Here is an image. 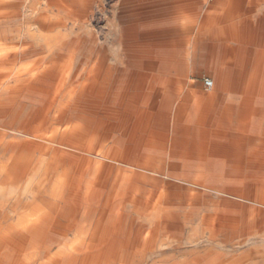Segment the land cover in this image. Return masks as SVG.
<instances>
[{
  "label": "bare ground",
  "instance_id": "obj_1",
  "mask_svg": "<svg viewBox=\"0 0 264 264\" xmlns=\"http://www.w3.org/2000/svg\"><path fill=\"white\" fill-rule=\"evenodd\" d=\"M120 4L108 18L107 10L97 12L90 0H0V264H144L147 249L168 237V222L177 220L166 207L192 201L181 199L182 190L197 199L212 191L222 195L220 212L202 218L210 241L229 242L240 229L248 237L264 236V162L247 175L254 182L248 186L217 184L245 171L231 169L221 177L199 175L188 188L164 180L165 167L153 166L156 161L115 135L121 117L145 114L132 101V62L123 84L119 73L120 48L131 53L135 41L134 27L118 21L124 15ZM97 14L101 18L95 21ZM205 30L215 33L210 22ZM232 31L240 38L242 29ZM182 52L175 46L155 54L149 68L159 89L168 86V74L182 70ZM237 64L233 69L223 63L219 81L223 91L244 98L245 118L235 128L242 136L250 117L264 115L262 57L237 53ZM141 79L145 85L148 76ZM120 88L129 97L125 108L116 103ZM168 108L160 106L159 112ZM197 110L196 105L190 115ZM149 185L153 197L165 188L152 212L150 201L136 196ZM245 196L263 207L253 208L259 215L231 217Z\"/></svg>",
  "mask_w": 264,
  "mask_h": 264
},
{
  "label": "crops",
  "instance_id": "obj_2",
  "mask_svg": "<svg viewBox=\"0 0 264 264\" xmlns=\"http://www.w3.org/2000/svg\"><path fill=\"white\" fill-rule=\"evenodd\" d=\"M205 4H206L205 9L204 8L202 9L199 0H153V1L152 0H142V1L122 0L121 1L119 13L121 14L124 13L125 16L122 15L118 20L120 24H122L123 21H126L127 23V24L125 23L126 26L131 25L134 28H145L147 29V33L149 32L151 33V31L154 33L156 30L159 31L161 29H168V31L170 30L168 35L143 34L140 37V39L138 38L136 41H134L133 47H135L139 51V54L142 56L141 57L142 61L135 62L134 60H131L132 69L130 70L132 71L135 81V87L131 92V94L134 95L135 97L133 98L132 101L137 102V108H138L137 111L141 109L140 111L144 112L145 114L143 116L140 115L141 117L139 115H135L127 119H123V117H121L120 121H116V124H118L117 122H119L118 125L120 127L118 126L115 129L116 131L115 135L121 138L124 142L126 141L127 143L125 142L126 144L124 145L127 146L130 145L129 146L130 150L135 151L137 148L141 149L142 147L152 148L151 146L159 147L156 141L158 137H155L156 132H154V130L158 126L157 124L160 125L159 127H164V129L166 130L167 127H165L164 124L168 123L167 118H165L167 117L166 111L160 113L159 108L160 106H164V105L167 107H171V103L167 102L165 97H161L159 95V92L169 89L171 87L183 86L185 84L183 81L184 72L189 67L190 61L197 62L200 60L201 62H204L206 60L207 62L214 65L216 68V75H217L216 84L218 85V87H220L219 80H220L221 71L224 69L222 67L223 63H226L227 66L235 69L238 67L237 53L239 54V56L242 55V53H245L250 58L253 57L255 58L256 54L259 53V55L262 57V64H263L259 68V74L261 75L262 81L264 82V0H214V1L205 0ZM123 18H126V20H123ZM205 19L207 21H205ZM158 20L159 22H157ZM153 22L154 24H152ZM209 22L211 23V28L214 29L215 33L213 34L212 33L210 34L208 33V31L205 30V27L206 25L209 24ZM236 26L242 29L240 38H236L233 35L232 29L236 28ZM184 29H188V30H184ZM235 41L238 42L236 43ZM202 43L203 44L205 43L204 44L205 48L207 47L206 55L202 50H198L199 46ZM231 45L233 46L232 53L227 52L229 49H232L230 48ZM175 46H181V49L183 51L182 58L184 60L185 65L183 66L180 73L177 74L175 72H171L170 74H168L167 78L168 80H170V82L168 86L162 90L158 88L159 86L157 84H155V80L153 79V77H155V73L152 71V68H149L150 67L149 65L153 60H155L156 57L155 54L157 53V51L161 49H172ZM228 59H231L232 62L229 63ZM124 65L125 66L122 67L121 69L119 68L121 72L120 77L122 80V84L127 79L124 78L125 75H127L125 71L126 69H129L127 62ZM143 76H148L147 83L145 85L142 84L141 77ZM175 80L180 82L179 85L173 83ZM198 88L199 89L196 88L194 90L201 91V87ZM214 88H215V83L213 82L212 89ZM122 89L124 88L119 89L120 92H118L116 103L119 104V102L121 101V104L125 108L129 103L128 102L129 97H127L124 94L123 92L124 90ZM206 89L208 88L206 87ZM212 89H208V90H212ZM220 90L223 91L222 89ZM154 92L155 93L157 92V94H154ZM233 94L235 97H233L234 99L232 98V102H224V101L220 103L218 102L216 104L217 106L215 105L216 99L214 96H210L209 98L206 99H199L198 103L196 104L198 106V110L195 116L196 115L204 116L205 114H207L208 110L217 107V114L220 117L219 119L220 122L224 124L225 123L234 124L235 128H237L240 122L242 121V119L245 118L244 115L246 113L245 112L246 106L243 103V99H244L243 96H239L235 93ZM188 96L190 97V95ZM178 116L181 117L187 116L188 121H186L187 123L184 124L183 126H177L175 128L176 136H179L181 140L176 142L174 146L176 148H181V149L192 148V150L175 151L174 153H172V155H176V156L222 155L228 158L232 157V160H227V161H230L231 164L233 165H245V164L249 165L251 163L261 165V162H264V149L260 150V152L258 151V153L257 151L255 152L252 151V149L249 146L248 140H246V138L243 136H239L235 134L232 136L231 139L232 148L228 147L225 149L216 148L212 150H206L204 148L205 145L202 144L201 142L202 140L201 135L205 133V130L201 126L202 120L191 121L189 117H191L192 115H190L189 112L183 115L178 114ZM260 117L261 119L264 120V115H261ZM140 120L142 121L140 122ZM182 122L183 121L178 120L179 124ZM130 138H132L133 141L132 143L128 144ZM163 139L166 140L169 138L166 135L165 137H163ZM191 139L197 140L198 142L191 144L188 142V140ZM239 140L242 142V145H236L237 144L236 142ZM252 155L262 156V158L251 160L250 156ZM211 162L217 163L213 160H211ZM233 169H244V168H233ZM165 170L167 169L165 168ZM245 171L247 170L245 169Z\"/></svg>",
  "mask_w": 264,
  "mask_h": 264
},
{
  "label": "rangeland",
  "instance_id": "obj_3",
  "mask_svg": "<svg viewBox=\"0 0 264 264\" xmlns=\"http://www.w3.org/2000/svg\"><path fill=\"white\" fill-rule=\"evenodd\" d=\"M121 1L122 0L120 1L90 0V3L97 10V12L99 7L104 8L107 10L106 14L108 18H110V16L111 18H113L112 16L113 13L115 12L114 7H116L118 2ZM199 1H200V6L202 8H205L206 7L205 0H199ZM97 4H99L100 6ZM100 18H101L100 15L97 14L94 20L97 21ZM123 20H126V18H123ZM125 23L126 21L122 22L123 27H126L127 23L126 24ZM134 31L136 33H134ZM157 31L158 30L155 31L156 34L153 33L152 31L150 34L151 35L169 34L168 29H161L158 31L159 33ZM132 33H133L132 35H134V40L136 41L138 38L140 39V37L143 34L147 33V29L134 28L132 30ZM123 35L124 37H126L125 34ZM230 48L232 49L226 51L232 53L233 46L231 45ZM120 49L121 50L119 51V53L117 51V53L119 54L118 57L121 59L122 62V63L120 62L119 63L120 65L118 66L120 69L124 67L125 66L124 64L128 61L131 60H134L135 62L142 61L141 59L142 56L139 54V51L135 47L131 49L132 50L131 53L130 51L127 50L128 48L126 47ZM199 50H202L206 55V48L203 43L199 46ZM228 62L231 63L232 60L228 59ZM119 73L121 72L119 71ZM127 77L125 75L124 78L126 79ZM183 79L185 83L183 86L171 87L169 89L164 90L163 92L162 91L159 92V95L161 97H165L166 101L171 103V107L165 110L167 114L166 118L168 120V123L164 124V126L167 127L166 130L167 129L168 130L166 131L164 127H159L160 125L157 124L158 126L155 128L154 132H156L155 137H158L156 141L159 147H155V148L142 147L140 150H138L139 154L142 157L149 159L150 161H156L154 164L151 163L153 166H158V167L162 166L167 169L165 175L162 176L164 180L171 181L172 183L181 185L183 187L189 188L191 186L193 179L198 177L199 175L200 176L217 175L221 177L222 175H225L227 171L233 168H240V167L246 169L247 171L238 174L231 173L230 179L228 180L220 179L222 181L217 180L218 182L217 184L220 185V184H224L225 182L226 183L229 182L230 184H234V185L235 184L241 185V183H243L242 184L243 186L244 185L248 186L254 183L252 179L248 178L247 175L254 173L252 172L253 171L252 169L259 167L260 166L259 164L251 163L249 165L248 164L233 165L231 164L230 161H227V160H232V157L228 158L222 155L219 156L172 155V153H174L175 151L192 150V148L181 149V148H176L174 146L176 142L181 140L179 136H176L175 128L177 126H183L184 124L187 123L186 121H188L187 116L185 117L178 116L177 114L178 112H181L183 110L187 111V113L193 112L194 107L198 103L199 99H206L209 98L210 96L215 97L216 99L215 105L218 102L220 103L222 101L232 102V98L235 97L232 92L220 90L221 86L218 87V85L216 84L217 82L216 68L214 65L207 62L206 60L204 62H201L200 60L197 62H190L189 67L186 69L184 73ZM206 80L213 81L215 83V88L212 90L206 89L205 87ZM198 87H201V91L194 90L196 88L199 89ZM154 94H157V92L156 93L154 92ZM188 95H190V97ZM184 105H187L188 108L182 109L181 107ZM257 107L260 106L258 105ZM189 118L191 119V121L202 120L201 126L205 130V133L201 135L202 137L201 142L202 144L205 145L204 148L206 150H212L216 148L225 149L228 147L232 148L231 146L232 136L238 133L239 131L235 130L234 124H229V123L224 124L220 122L219 120L220 117L217 114V107L208 110L207 114H205L204 116L193 115ZM178 120H181L183 122L179 124ZM247 123H248L247 130H245L243 133L242 132L240 133L242 134L243 137L246 138V140L249 139L255 141V143L257 144L255 145L256 147H250V148L252 149V151L254 152L257 151L258 153V151L260 152V150L264 149V120L259 118L258 116H252L248 119ZM166 135L168 136L169 139L165 140L163 139V137H165ZM188 142L194 144L198 141L191 139ZM250 158L251 160H256L258 158L261 159L262 156L252 155L250 156ZM211 160L217 162L218 164L211 162ZM236 175H238V177H236ZM169 176L172 177L170 178ZM146 189L148 190V192L146 193L139 192L138 194H136V196L139 199L149 200L151 204L148 212H152V206L154 205L156 200L158 201V198H160V196L164 194L165 188H162L160 191H158V193L154 197L153 195L151 196V194L149 193L152 187L149 185L147 186ZM198 196H199L198 194L192 191L182 190L180 191L181 199L182 198L188 199V200H192L193 202L191 201L187 204L185 203L178 206L166 207L167 211L174 210L176 212L177 220L173 222H168L170 226L168 230V237L159 240L154 247L147 249L143 263L144 264H182L184 262L195 260L197 261V264H264V236L262 237V236L254 235L255 237L254 236L248 237L243 234L242 232L243 229H240L237 231V234L235 236H231V238L233 237V240L229 242H225V240L223 239L217 242H212L209 240L208 238L209 235L207 233L208 231L206 227L203 226L202 218L204 215L214 213L215 211H217L219 207L222 208L223 205L219 204L222 195L219 194V192L212 191L210 193H206L202 197H199V199H197ZM247 197L248 196H245V200L239 202L241 207L231 212L230 214L231 217L246 218L249 216V218H251L252 215H259L258 213L259 210L256 211L253 208L258 207L259 209L263 207H259L258 205L256 206V204L251 203V201H249L248 199L249 197L248 198ZM132 210L133 208H128L129 213ZM197 211L200 213H198ZM142 220L144 223L147 224L148 227L150 226L149 219L146 218ZM246 226L247 225L244 223L243 228H245ZM257 228H259L258 224H257ZM195 246L196 248H194ZM152 250H154V252ZM164 256L167 258H165Z\"/></svg>",
  "mask_w": 264,
  "mask_h": 264
},
{
  "label": "built area",
  "instance_id": "obj_4",
  "mask_svg": "<svg viewBox=\"0 0 264 264\" xmlns=\"http://www.w3.org/2000/svg\"><path fill=\"white\" fill-rule=\"evenodd\" d=\"M205 85L208 89H212L213 88V81L211 80H206L205 81Z\"/></svg>",
  "mask_w": 264,
  "mask_h": 264
}]
</instances>
